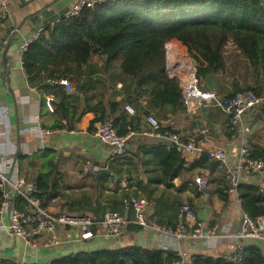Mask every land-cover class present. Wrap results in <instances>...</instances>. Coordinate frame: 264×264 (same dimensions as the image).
<instances>
[{"label":"trees","instance_id":"1","mask_svg":"<svg viewBox=\"0 0 264 264\" xmlns=\"http://www.w3.org/2000/svg\"><path fill=\"white\" fill-rule=\"evenodd\" d=\"M170 38H176L186 46L198 63L199 75L208 81L214 75L225 72L224 49L230 43L245 60L243 63L253 81L244 79L239 83L234 80V92L223 95L231 96L250 89L264 96V0H115L97 3L93 7H83L76 17L61 16L57 22L44 26L39 36L23 51L22 67L27 76L33 77L40 74L41 68L48 63L66 62L63 73L55 77L53 84L59 98L57 108L65 113L62 116L66 120L56 126L73 130L80 117L91 111L96 117L91 121L90 130L94 123L112 117L118 134L125 136L129 132L140 133L143 119L152 114L151 110L164 109L163 119L168 112H185L178 82L165 69L164 42ZM94 57L101 64L98 69ZM116 59L120 60L121 75L111 71ZM72 78L76 79V86L73 85L71 93L67 94L60 81H71ZM115 80L122 82L119 100L113 98L114 91L108 93L109 86L113 89ZM96 83L100 84V97L96 103L91 102L92 95L85 94L80 99L79 93L95 88ZM143 98L147 99L146 105L138 107ZM125 104L133 106L134 114L124 109ZM259 109L264 112V102ZM199 139L197 137L195 143ZM249 147L252 157L264 156V147L256 144H249ZM137 151V154H146L147 161L155 163L159 170L155 180L167 186L173 178L193 167L209 166L211 170H225L219 161L211 160L205 150L199 158L187 164L181 153L167 148L164 140L142 144ZM56 157L54 149H42L35 157L36 161L29 162L30 166L36 167L33 175L28 173L18 157L21 172L36 183L38 192L35 196L43 207L51 205V200L62 194L59 211L90 215L97 221L107 211L125 215L120 212L119 205L132 209L127 203L136 196L125 189L119 193L116 189L107 195L106 201L111 205L102 208L98 200L82 201L64 193L67 185L63 183ZM108 168L119 173L112 165ZM86 175L95 187L107 176L104 174L96 180L91 173ZM137 180L142 183L139 177ZM230 188V181L218 183V197L226 201ZM236 191L243 212L252 219L264 216V187L238 183ZM184 203L187 202L175 205L176 219L173 222H154L176 229L181 223L179 208ZM18 205L22 208L24 202L19 200ZM130 228L139 229L141 226L131 223L127 230ZM0 264L18 262L2 257ZM49 264H264V245L244 246L238 261H231L224 255L195 254L186 262L182 255L170 249H148L132 244L80 251L54 258Z\"/></svg>","mask_w":264,"mask_h":264},{"label":"crops","instance_id":"2","mask_svg":"<svg viewBox=\"0 0 264 264\" xmlns=\"http://www.w3.org/2000/svg\"><path fill=\"white\" fill-rule=\"evenodd\" d=\"M8 16L0 20V170L9 172L11 162L16 159L18 164L21 160L29 174L36 171L35 166H30V161H36L40 151L46 147L52 148L57 153V165L63 174V183L67 185L64 193L75 199L92 202L98 200L101 208L111 205L106 201L107 195L117 189L127 190L132 195L145 198L149 201L146 210V217L149 221H162L163 223L173 222L175 217V205L187 202L196 213L197 221H200L204 228H214L216 233H230L238 228L242 209L236 188L229 189V198L221 200L216 192L217 184H222L233 176L238 183L257 184L264 187V179L258 174L243 172L238 155L241 143L247 145L256 144L264 147V112L259 108L249 113V132L243 137L238 131L228 127L227 115L220 109L210 106L201 107L198 112L188 117L183 113L168 112L163 119L164 109L151 110L163 125L178 130L183 140L192 141L200 137L197 143L204 150L222 148L226 152L225 170L216 168L208 169V183L199 189L193 181L194 177L202 173V167H193L169 181L167 186L163 182H157L155 177L159 170L153 161H147V155L137 154V148L145 143L154 140H162L155 137L144 136L134 132L127 141V150L121 156L112 155L111 145L103 142L96 134L99 122L94 123L90 130L91 121L96 117L94 112H85L80 120L76 122L73 130L59 128L57 124H64L65 118L58 107V94L53 87L56 76L62 74L65 68L64 61L56 65L46 64L41 68L40 74L29 77L22 67L19 42L23 37H28L36 30L42 29L48 24H53L76 2V0H6ZM17 29V35L5 42V36L9 29ZM227 53L235 57H242L229 43L225 46L224 55ZM237 55V56H236ZM225 57V56H224ZM225 57V61H226ZM228 59H233L229 57ZM96 68L100 67L97 57L93 58ZM119 59L113 61L111 71L121 75ZM243 61H245L243 59ZM19 62V65H18ZM227 64V62H226ZM222 73L214 75L221 76ZM72 75V74H70ZM96 75H99L96 73ZM205 79V78H204ZM205 86L213 87L212 82L205 79ZM212 80V79H211ZM237 80V79H234ZM238 81V80H237ZM71 83L76 86V79L72 78ZM240 83V82H239ZM122 82L115 80L113 89L109 86L108 93L114 91L113 98L120 99L119 94ZM95 88L90 87L87 91L79 93L80 99L83 95L94 96L91 100L96 103L100 97V84L96 83ZM219 94H232L234 85H216ZM65 92L71 93L70 90ZM52 96L51 104L53 111H50L45 103L47 96ZM147 99L143 98L137 105L145 106ZM133 107V106H132ZM143 125V124H142ZM40 129H48L49 132L40 134ZM233 133H230V132ZM197 155H183L187 164L199 158ZM20 157V160H18ZM85 159L91 162L108 167L112 165L117 177L107 174L96 188L91 183L89 175L81 171V165ZM38 164V163H37ZM118 169V170H117ZM228 170L230 172H228ZM104 175V174H103ZM112 177V178H111ZM137 177L142 180L138 183ZM97 191L95 192V190ZM136 193V194H134ZM58 194L51 201L48 207L53 211H59ZM63 200V199H62ZM56 202V203H55ZM120 212H124L130 218L134 217L132 209L120 206ZM125 214V215H126ZM124 238L111 239L106 237L102 229L98 234L89 240L69 241L62 247L53 249H33L26 245L24 240L0 229V258H10L16 262L24 263H45L64 255L76 254L80 251H94L103 248H118L125 245H140L148 249H162L161 245L166 244L169 248L165 250L179 251L186 262L190 261L192 255L202 254L211 256H229L241 245L256 244L255 240L237 241L217 236L209 243L194 241L192 239L168 240L151 229L130 228ZM123 235V234H122ZM240 242V243H239ZM261 243V242H260Z\"/></svg>","mask_w":264,"mask_h":264},{"label":"built area","instance_id":"3","mask_svg":"<svg viewBox=\"0 0 264 264\" xmlns=\"http://www.w3.org/2000/svg\"><path fill=\"white\" fill-rule=\"evenodd\" d=\"M105 1L115 0H76L62 16L76 17L83 7H93L95 4ZM7 16V1L0 0V20L6 19ZM40 31L41 29H38L30 36L23 37L20 40L19 50L21 55L29 43L39 36ZM16 35L17 29H9L4 41L8 42L10 37ZM164 55L167 74L178 82L185 107V115L191 117L203 106L215 107L227 115L230 129L238 131L241 137L249 132L250 125L248 121L250 118L248 115L262 105L264 102L263 95L249 89L226 96L219 94L212 87L205 86L203 78L198 73L196 59L190 55L186 46L176 38H170L164 42ZM60 82L66 90L73 89L71 81L63 79ZM52 100L53 97L50 95L45 99L46 106L50 111H53ZM124 109L129 114H134L131 105L125 104ZM166 127L155 115L150 114L144 117L140 133L144 136L164 140L167 148H174L184 156H194L204 151L201 145L183 140L178 130ZM48 132V129H40L42 135ZM133 133L129 132L125 136L118 134L113 125L112 117H106L99 122L96 130L99 138L111 145L113 156L125 153L127 141ZM205 151L208 152L211 160H217L223 166H226V152L224 149L216 148ZM238 155L244 173H255L264 179V156L252 157L250 147L245 141L241 143ZM101 167L102 165L93 163L89 159H85L81 165L84 174L96 173ZM201 171L202 173L193 179L200 190L208 183V169L202 167ZM228 172L230 171L228 170ZM230 183L231 187L236 188L238 185L237 178L232 176ZM37 192L36 183L25 177L16 159L11 162V169L8 173L0 170V229L21 238L26 245L33 249L40 247L53 249L62 247L72 240H89L98 234L99 229H102L106 237L115 239L124 234L131 223L158 232L164 239L172 241L192 239L207 244L219 236L220 238L228 237L233 241L255 240V245H264V216L252 219L243 211L236 231L218 234L215 232V227L205 229L204 225L197 221L196 213L188 203L180 206L179 217L181 223L176 229H172L147 219L146 210L149 201L145 198L132 197L128 201L127 205L134 212L133 218L121 215L116 211H107L103 218L97 221L90 215L52 211L49 207H43L35 196ZM19 200L24 202L22 208L18 205ZM244 246L241 243L238 244L228 258L231 261H238ZM160 248L167 249L169 246L163 244ZM177 252L182 255L179 251ZM18 264L25 263L18 262ZM42 264H49V262Z\"/></svg>","mask_w":264,"mask_h":264},{"label":"rangeland","instance_id":"4","mask_svg":"<svg viewBox=\"0 0 264 264\" xmlns=\"http://www.w3.org/2000/svg\"><path fill=\"white\" fill-rule=\"evenodd\" d=\"M226 59V69L225 72L221 74V76H215L212 78L210 82H212L213 87L215 90H218L216 88V85L220 86H227V85H232L234 82V79H237L238 82L244 81V79H247L248 82H252V78L250 77V74L247 72V69L245 68V65L243 63V60L241 58H237L233 56L232 54L227 53L224 55ZM237 56V55H236ZM224 57V59H225ZM229 57H233V59H228ZM206 79V78H205ZM204 78L203 80L206 81ZM206 85V83L204 82ZM82 171V168H81ZM63 198H59L57 201H60V203L63 201ZM56 203V202H55ZM53 211V210H52ZM125 234L121 235L119 238H124ZM44 250L45 248H39ZM37 249V250H39Z\"/></svg>","mask_w":264,"mask_h":264},{"label":"water","instance_id":"5","mask_svg":"<svg viewBox=\"0 0 264 264\" xmlns=\"http://www.w3.org/2000/svg\"><path fill=\"white\" fill-rule=\"evenodd\" d=\"M2 44V42L0 41V45ZM18 65H19V62H18ZM103 174H111L113 175L114 177H117V175L115 174V172L111 171L108 167L106 166H103L99 169L98 172L96 173H91V175L96 179L98 180L99 177H101Z\"/></svg>","mask_w":264,"mask_h":264}]
</instances>
